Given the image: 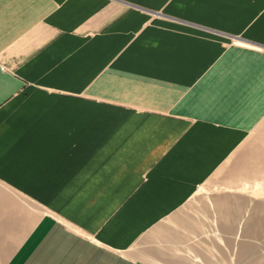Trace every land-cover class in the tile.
<instances>
[{
  "label": "crops",
  "instance_id": "crops-1",
  "mask_svg": "<svg viewBox=\"0 0 264 264\" xmlns=\"http://www.w3.org/2000/svg\"><path fill=\"white\" fill-rule=\"evenodd\" d=\"M263 184L264 0H0V264L251 259Z\"/></svg>",
  "mask_w": 264,
  "mask_h": 264
},
{
  "label": "rangeland",
  "instance_id": "rangeland-1",
  "mask_svg": "<svg viewBox=\"0 0 264 264\" xmlns=\"http://www.w3.org/2000/svg\"><path fill=\"white\" fill-rule=\"evenodd\" d=\"M231 162H229V166H230ZM227 164L220 168L219 171L217 173H215L210 179L209 181H207L204 186L202 187V191L204 192V194L206 195V197H209V194L211 193V190H215L216 187L218 186V184L216 185V182L223 176H226L228 174L227 171ZM234 172L232 171V174ZM235 175V174H234ZM215 186V188H214ZM237 186V185H235ZM244 187V188H243ZM261 188H263L264 190V184L260 185ZM243 190H249L250 195L253 196V190H256L258 188V186L255 187V185L253 184H248V185H242ZM242 188L240 187H236L234 189H229L228 187L225 188L223 185H219L218 186V190L219 191H224L226 189H229V191H232L233 193H240V191H242ZM249 188V189H248ZM4 189L1 187L0 185V193L3 192ZM237 195V194H235ZM207 202H211L209 199L207 200ZM260 202V201H259ZM258 203V201L253 200H235V205L236 207H244V208H248L252 209L254 206H256V204ZM259 205V204H257ZM237 209V208H236ZM248 210H244V212H246L248 214ZM237 211V210H236ZM239 211V210H238ZM248 216L246 215H236L235 216V226H236V231H235V254H236V259L234 261V264H264V241L260 242L256 239H254L252 237L251 239V259H242V248H241V244H242V224H243V218H247ZM262 239L264 240V236L262 237Z\"/></svg>",
  "mask_w": 264,
  "mask_h": 264
},
{
  "label": "bare ground",
  "instance_id": "bare-ground-1",
  "mask_svg": "<svg viewBox=\"0 0 264 264\" xmlns=\"http://www.w3.org/2000/svg\"><path fill=\"white\" fill-rule=\"evenodd\" d=\"M23 202V201H22Z\"/></svg>",
  "mask_w": 264,
  "mask_h": 264
}]
</instances>
